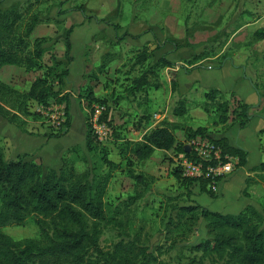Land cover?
<instances>
[{"label":"rangeland","instance_id":"rangeland-1","mask_svg":"<svg viewBox=\"0 0 264 264\" xmlns=\"http://www.w3.org/2000/svg\"><path fill=\"white\" fill-rule=\"evenodd\" d=\"M0 6L23 12L18 30L30 15L39 17L28 38L30 47L36 38H43L44 52L36 65L0 68V79L16 90L26 91L36 77L43 76L51 56L63 59L66 36L71 42L68 75L62 82L48 78L53 91L63 98L38 104L63 111L65 120L67 115L71 120L70 128L64 137L42 147L50 146L55 152L59 146L71 145L67 157L78 170L110 173L103 197L106 219L99 237L103 250L112 251L116 243L127 242L143 246L168 264H222L217 257H202L191 248L211 237L198 209L194 215H185L179 226L168 221L175 223L180 205L196 204L225 213H237L251 204L264 218V128L254 129V134L256 126L251 124L264 120V39L252 35L255 29L264 30V0H0ZM169 38L188 46L174 48L165 42ZM142 52L148 56L139 61ZM160 57L174 64L161 67L156 64ZM149 66L155 73H147L146 83L139 85ZM245 80L257 85V97L238 100ZM212 87L221 91L214 101L205 97ZM88 88L106 103L111 129L107 141L97 140L100 143H92L89 150L85 147ZM4 98L2 103L10 105L13 97ZM221 100L228 105L226 121L217 107ZM180 102L184 110L178 115L174 109ZM241 103L251 106L244 128L239 127ZM26 105L30 114L21 115V121L27 119L48 133L58 129L51 119L34 111L35 101L27 100ZM163 123L174 134L175 144L143 158L131 156L132 164L127 165L119 154L121 143L140 141ZM198 127L210 139L245 133L250 163L251 157L256 158L251 151L259 148L256 167L241 169L233 157L232 170L218 176L215 188L201 175H181L180 161L191 153L189 138ZM104 157L117 166L109 169ZM131 173L141 175L143 181L138 183ZM2 230L13 239L38 234L31 217Z\"/></svg>","mask_w":264,"mask_h":264},{"label":"trees","instance_id":"trees-1","mask_svg":"<svg viewBox=\"0 0 264 264\" xmlns=\"http://www.w3.org/2000/svg\"><path fill=\"white\" fill-rule=\"evenodd\" d=\"M22 16L23 12L5 10L0 6V68L4 65H16L31 69L42 57L43 38H36L31 47L28 39L39 17L37 14L30 15L22 24V30H18ZM252 35L256 39H264V30L255 29ZM165 42L177 49L188 46V43H180L176 39H165ZM70 51L71 42L66 36L63 59L51 56V65L45 68L43 76L36 77L31 82L26 91L20 92L0 79V116L25 131L23 124L26 120L21 121L20 116L30 114L27 100L43 105L47 104L49 98L60 102L63 97L53 91L48 78H57L60 82L64 80L73 61ZM147 56V52H142L138 59L143 61ZM156 64L171 67L174 63L160 57ZM147 73H155V70L149 66L138 79L139 85L146 83ZM175 86L176 81L173 80L172 87ZM253 86L258 89L255 83ZM220 94L219 89L212 87L205 93V97L214 101ZM5 96L13 97L9 103L11 106L2 103L6 102ZM86 97L90 106L94 102L106 104L103 99L94 96L91 88H88ZM217 104L222 111L221 120L226 121L227 101L221 100ZM239 107V127L244 128L251 116L248 113L251 106L241 103ZM67 108L68 104L65 102V113ZM183 110L184 104L180 102L174 112L180 115ZM107 112L106 105L104 115ZM85 123V147L89 150L92 143L100 142L89 122ZM70 124L71 120L67 115L62 127L47 134L49 137L64 135ZM196 136L205 137L200 127L192 132L189 139ZM210 140L220 145L222 160L228 155L236 157L237 167L246 164L247 151L230 144L227 137ZM175 141L168 125L163 123L144 134L140 141H123L119 146V154L127 165H131L132 157H146L157 148L169 149ZM71 149L72 147L68 148L67 153H64L60 167L51 168L33 160H24L23 156L6 160L0 141V264H168L135 243L118 242L112 251L103 250L99 244L102 222L106 219L103 197L111 175L109 172L98 173L91 168L78 170L75 161L67 157ZM186 155L192 159L197 158L195 154ZM104 162L109 169L117 166L105 157ZM175 174L179 176L177 170ZM131 177L138 183L143 181L139 174L131 173ZM203 178L208 183L210 181L211 184L208 185L212 187L218 176ZM197 209V214L206 220L211 237L192 244L193 251L200 252L202 257H217L216 260L222 264H264V218L253 205L248 204L237 213L214 211L197 204L180 205L175 213V223L170 220L168 224L173 222L175 226H179L185 215H194ZM29 217L38 228L36 237L13 239L2 230L7 225L23 224Z\"/></svg>","mask_w":264,"mask_h":264},{"label":"crops","instance_id":"crops-1","mask_svg":"<svg viewBox=\"0 0 264 264\" xmlns=\"http://www.w3.org/2000/svg\"><path fill=\"white\" fill-rule=\"evenodd\" d=\"M8 68H12L14 65H4ZM2 69V67H1ZM0 69V71H1ZM248 87H247V86ZM241 93L238 94V100L246 101L251 96H256V90L254 86L248 80H245V83L242 84ZM237 91H240L237 89ZM256 91V92H255ZM238 93V92H237ZM26 120L24 129L25 131L20 130L15 124L10 123L8 120L1 118L0 119V141L4 149V156L6 160L16 159L18 156H23L24 160H33L37 163L42 164L44 167L58 168L62 163V157L65 151L70 148L69 146H59L55 152L50 149V146L46 149L42 147V144H48L51 139L64 137L63 135L59 137H49L47 129L42 126L32 123L31 121ZM32 124V125H31ZM35 124V125H33ZM257 128H264V120L256 121L251 123ZM250 127V126H249ZM247 127V128H249ZM70 128V127H69ZM245 131V130H243ZM254 133V132H253ZM255 134V133H254ZM65 135V134H64ZM244 134H237V136H227L230 144L240 147L248 152L247 161L244 166H241V169L249 168L250 166H255L256 162L259 160V148L251 151V155H255L256 158H252V162L250 163V150L247 148L244 143ZM258 142V141H257ZM259 142L256 144L258 146ZM72 147V146H71Z\"/></svg>","mask_w":264,"mask_h":264},{"label":"built area","instance_id":"built-area-1","mask_svg":"<svg viewBox=\"0 0 264 264\" xmlns=\"http://www.w3.org/2000/svg\"><path fill=\"white\" fill-rule=\"evenodd\" d=\"M35 106L37 107H34V111L37 110L44 116L51 119L50 123L56 128H59L65 121L64 112L58 111V108L48 107L47 109H44L42 106H39L38 103H35ZM105 110V104L94 102L90 106V115L88 117L89 126L95 134L96 139L100 142L107 141L111 134V129L107 122L108 112L107 115H104ZM189 144L192 148L191 154H195L197 158L192 159L189 156L182 157L180 161L182 166L180 167L181 175H201L205 178H213L232 170L233 164L231 160L233 157L225 155V160H222V149L220 145L214 143L208 137H193L189 140ZM212 187L215 188V184H213Z\"/></svg>","mask_w":264,"mask_h":264}]
</instances>
